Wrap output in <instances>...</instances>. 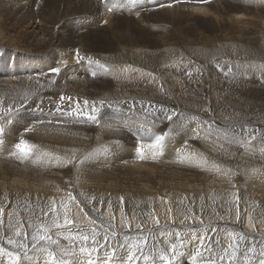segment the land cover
Here are the masks:
<instances>
[{"label":"rangeland","instance_id":"1","mask_svg":"<svg viewBox=\"0 0 264 264\" xmlns=\"http://www.w3.org/2000/svg\"><path fill=\"white\" fill-rule=\"evenodd\" d=\"M91 1L93 2L95 1V5H93L95 9L88 4V2H91ZM113 1H117V0H106V3H105L106 5H103L104 2L101 3V1H97V0H82V1L74 0L72 3L73 5L69 6V8L77 7L79 11L77 14H73L69 16L68 19L69 20L76 19L77 21L76 20L75 21L79 23V24L78 23L76 24L77 27L75 26L74 29L91 28L92 30H94L95 33L101 30L100 28L102 29L105 28L109 30L118 29V26L117 27H114V26L117 22H121V21L123 22L122 23L123 25L126 24L129 27H133V28L142 29L143 27L146 26L145 28L149 29L151 33H147L145 31H138L133 34L128 33V34H125L124 39L120 38L119 40L122 41L124 45L131 46L137 50L145 49V51L151 53L149 57L150 60L154 59L158 61L168 58V56L166 55V51L171 52V50L175 49V45L179 43V49H181L182 51V56L177 57V55L174 54L176 58H173L171 54L170 56H172V59L170 60L173 62V65H177L178 67L186 64L185 68L181 70V72L184 74L179 76V72L169 67L167 69H163L162 72L154 74L158 78V83L157 84L153 83L154 86L152 85L149 86L151 87L150 89L148 87V84L145 85V81H144L142 83L138 82L135 84L121 82L120 83L121 87L119 85H116V88L118 86L120 90L118 92L115 90L116 95H115V91H112L113 89L108 91L106 89L102 90L101 88L100 90V86L98 85H97V87H99L98 90L89 91L88 88L90 87L89 86L90 83L91 84L93 83L96 85L95 81L97 77H99V73H97V71H91L90 68L99 67L100 69H102V72L103 71L106 72L109 69V67L106 66L105 64L96 61L95 57L109 56V55L111 56L113 53H115V51H113L112 49L113 48V45H111L112 41L109 39L111 37L110 34L108 36L107 35L99 36L102 40L104 39L105 41V44L101 49H90L87 46H81L80 49L77 48L78 50H80V53L77 55H74L76 56L77 59L75 58L72 60L70 56L68 55L69 54L68 51H67L68 53L67 54L64 49L62 50L59 47H57L58 49L55 48L57 54L50 53L46 57H43L42 59L41 57H37V56H34L33 54H30L31 52L25 53L24 51H22V53H24L22 54L20 50L19 51L15 50L13 54H16V56L21 54L26 57L22 60V62H20L16 66L14 63L15 56H13L14 59L13 57H11L10 60L8 59L6 60L5 59L6 56L4 55L3 51H0L1 52L0 61L2 60L0 62V78L4 76V78L7 79V81L8 80L11 81L10 78L12 79V81L14 79H15L14 81L19 80V83L21 86L24 84L22 87L26 86L27 84V86L29 87L31 86L30 91H34L36 88V90L39 91V93L41 94L39 95L38 93V95L34 96L35 98L28 99L24 104H22L18 108H15V105H12V102L10 104L8 102L4 104L0 100V105H2V107L0 106L1 108L0 111H2V108L4 109V107L7 109V113L4 115V118L9 119L14 116H20L21 114L23 115L25 113L29 115H34V116L38 114V115H42L45 117L48 116V118H51L55 115L53 112H51V109L53 107L52 103L54 104L58 103L57 104L58 106L55 104L56 105L55 107L57 109L60 108L59 110H64L67 106L75 105L78 109L80 108L79 110H82V112L87 111L88 114L85 113L86 115H83L81 113L83 116L81 118L83 119L80 118L81 119L80 122L82 121L87 124H91V121H89L90 119L88 118L89 117L88 115L90 116L93 115L96 120H98V118H101V117H103L102 119H108L110 115L112 116L114 115L113 117H114V120H116V122H128V123L134 122L138 126H143L145 128L147 127L148 129L147 133H150L151 131H153V129L154 130L159 129L162 133L166 132V134L160 135V136H163L161 143L157 144L155 139L146 142V143H150V145L146 148L148 151H150V149L152 148V145H155L156 147H161L163 150V152L160 155H154L153 162L150 160L143 161L142 159H139V158L127 156L129 157L128 158L129 160H135V161H132V164L133 165L137 164L138 165L137 169L145 170V171H148L151 169L163 171V170H166V168H172L175 170L177 168L176 166L178 167L180 166L179 160L178 162L175 163L176 159L168 158L167 155L177 154L179 155V157L181 156L182 158V157H185L183 155L189 151H196V152L200 151L206 154L207 152L202 151L200 148L203 147L204 149L206 148L205 146H208V144L210 143H211L210 145L214 144L215 146H217V147H215L214 145H213L214 147L212 146L215 149H217L218 147H219L218 149H222V148L227 149L230 146L232 149H234L237 144L242 146V142H244V141H240L242 139V140H246L242 146L244 149L246 147L249 148V146L252 149H254L255 147L250 143V140H248L250 139L251 133L250 132L248 133L246 131H241L240 129L244 130L252 126L254 129L256 128L255 129L256 131H260L264 134V122H263L264 119H259L261 118L259 114L260 109H261V105H259L260 104L259 97H261V95H264V89H263L264 88V76H262L259 73L258 75H256L257 73L253 72V75L251 77L243 79L238 87L235 86V82L233 79L225 78V77L221 78V81L223 82V84H225L224 86L225 91L224 92H220L221 90L218 91L220 92L219 96L214 98L213 95L211 94V90H212L213 85L220 78L217 72L214 70V66L219 62H228L229 60L227 59L231 60L232 55H229V54H223V56L217 55L216 57L218 59L212 57L213 51L208 46V44L205 45L204 40H205V35H208L210 37H215V34L213 32L214 30L213 25L216 23H219V24L224 23L225 29H228L227 33L231 35L232 28H229L230 26L229 23H226L223 20L227 17L226 19H229L230 20L229 22H231L230 18L233 15V13L236 11H237L236 13H238V16L241 17V20H245L248 26V29L249 28H253L254 30L258 29L257 27H260V25H264L263 23L264 13L261 11V8H260L264 6V0H249L246 2L247 4L241 2L240 0H219V1L212 0L210 4L215 2V5L213 7L208 8L207 11L211 15H213V17L209 19L208 14H206V16H204L205 19L191 18V19L179 21L178 23L179 32H181V34L179 33V39L172 38V31L177 29L175 25L164 23V22H157V18L164 14H156V15L150 16L149 10L145 8H144L145 10H137L136 12H131V14H129L126 17H121L119 21H111L109 23H106L105 20L102 19L103 16L101 12L99 11L102 9L105 13H107L106 9H111L112 7L105 8V6L111 5ZM34 2H35L34 3L35 6L32 9V13L34 16V24L36 28H39L40 34L42 35L41 38H43L44 40H47L48 39L47 34L41 28V24H46L47 26L51 27V23L53 22L52 17L55 13L53 10H51V6L46 3V0H35ZM181 3H185V2L178 1L176 3H171L170 5H167V7H171L177 4V6H179V9L175 12V14L178 17H179V14H184V15L189 14L192 11V5L189 3H186V4H181ZM165 6L166 5H162L159 7H153L151 9L152 10L161 9ZM111 11H112L111 14L110 13H107V14L113 15L114 13L113 8ZM85 18L87 19L85 20ZM235 20L236 18H234V22L237 21ZM93 21L100 22V24L97 26L93 25L94 24ZM131 21H135V23H132ZM137 21H139V23ZM8 25H9V22H5V20L0 22V42L4 44H12L14 46H17V43L15 42L14 37L2 35V33L7 32ZM156 25H159L160 27ZM182 25L188 27L191 31H195L197 35H195L194 37L188 36L181 30ZM155 30L156 31L162 30V31H167V32L155 34ZM18 32L19 34H21V30H19ZM85 32H86L85 30L78 31L76 34H78L79 37L78 35H76L75 40L81 39V36H82L81 34H84ZM257 33L258 31H255L254 35H249V38L253 39L257 35ZM168 37L172 39L169 40ZM235 37H236V34H235ZM235 39L238 40L237 37ZM185 48L191 51H194V50L201 51V52L206 51L211 56V59H207V62H205V59H204L205 57L203 58L197 57L192 60L187 55V51ZM237 48L240 49V46H237ZM58 54H60L61 56ZM199 55L201 56V54ZM57 56L59 59L57 58ZM34 58H37V59H34ZM48 58H50V60ZM68 59L70 60V62ZM26 60L28 62H26ZM234 60H238V59L234 57ZM37 63H39V66ZM43 65L44 67H42ZM46 65H48L49 67L51 66L53 68L51 69L50 67L48 71L46 70L45 72H43L44 68L47 67ZM159 66H160V63H157V67ZM187 66H191V70ZM83 67L85 70L82 69ZM140 67L148 69L151 72L158 69V68L149 69L143 57H141V60H140ZM61 68H62V71H60ZM145 69L135 67L134 72L137 75L135 79H137L138 81L143 80L141 78L142 73L149 74V71H146ZM188 70L190 71L188 72ZM261 70L264 71V69H261ZM79 71H81L82 73L80 74ZM76 72H79V73H76ZM87 72L88 73L90 72V73L88 74ZM47 73L50 74V76ZM93 73L97 74V76L93 75ZM228 74H230L229 76L231 77H237V76L244 77V75H242L239 72H229ZM35 75L37 76L35 77ZM20 76L21 78H19ZM26 76L27 78L25 79ZM31 76L32 77L34 76L33 78L35 79V82H32L34 81V79ZM22 77L24 79H22ZM48 77H50L51 80L52 79L53 80L52 81L49 80V82L47 83L44 82L43 79H49ZM61 77H63V79ZM82 77H83V80H82ZM256 78L263 79L261 87L256 88V85L258 84V81L256 80ZM66 79H69V80H66ZM20 80L23 83H21ZM36 80H40V84L38 86L36 84ZM31 82L32 84L35 83L37 87H35V84H33L34 85L33 87ZM65 82L66 83L68 82V83L66 84ZM74 82L75 83L77 82V83L75 84ZM114 83L119 84V82L117 81H114ZM61 84L63 85V87L61 86ZM77 84L80 86L79 89H81L84 95L81 93L75 94V92L72 90ZM122 84H124L125 86L123 85L124 86L123 87ZM242 84H245L246 86L245 85L241 86ZM48 85L50 88L48 87ZM57 85L62 89L58 90L59 88ZM219 85L222 86V83H220ZM27 86H26V89L28 88L29 90V87ZM52 86H55V87L57 86V87L56 88L54 87L55 89H53L51 88ZM230 86H232L231 90L228 89ZM109 87L112 88L111 84ZM42 89L47 90V91L49 89L48 94L45 95L47 91H44ZM145 89H148L149 92L154 93V97L153 98L151 97L150 99L151 101L148 100V98H150L147 95L149 92L146 93ZM52 91L54 94L52 93ZM102 91L104 95L105 94L107 95L111 92L109 94L110 99H108V101L105 99L107 97L109 98V96L105 95L104 97ZM136 91L137 93L144 92L143 94L147 96L144 95L145 96L144 97L142 96L143 94L141 95V93L140 94L138 93V95H141L143 98L140 96L138 97ZM231 92H239V93H237L236 96H233L232 95L233 93L230 94ZM57 93L58 94L61 93L60 96ZM62 94L63 96L64 95L65 96L63 97ZM69 94L70 95L73 94V95L70 96ZM113 94H114V97H113ZM131 94H134V97L132 98L129 97V96H132ZM102 95L105 99L102 97ZM46 96L47 98L48 97L49 98L46 100V103H45ZM98 96L100 99H98ZM172 97L174 100L172 99ZM36 98H40L41 100L43 99L44 100L43 101L40 100L41 102H39L38 99ZM52 98L54 99L52 100ZM146 98H147V101H145ZM143 99L144 101H142ZM230 99H232L231 102L235 101L232 112L231 110H228L226 106L227 102H229ZM118 100L121 102H119ZM126 100L128 101V103ZM49 101L50 102L54 101V102H51V104H49L50 103ZM37 102L39 103V105ZM42 102L44 104H42ZM34 103L36 104L35 106H34ZM93 104H95L96 106ZM145 104L146 106L144 107ZM40 105H41V109H38L40 108ZM218 105L219 106L221 105L222 106L221 108L223 110L221 108L218 109L219 107ZM133 108L135 111L133 110ZM23 109L24 111H22ZM47 109L49 110V113H47L48 112ZM196 109H198L199 112H197ZM18 110H20L22 113L20 112L17 113ZM254 114L256 116H259V118L256 117ZM169 115H171V119L177 118V119L189 122L190 128L191 129L194 128L197 134H201V132L199 131H200V128H203V132H204L203 137L201 138L199 137L200 140L198 139L197 140H186L183 142L180 141V143L178 140L174 141L170 137L168 138V135L172 136L174 134V131L172 130V127L170 128L163 127V117H168ZM210 117L213 118V120L210 119ZM218 119L221 122H223V124L220 123ZM207 120H209L210 126L205 122ZM210 120L212 121V123ZM34 121L35 119H31V122H34ZM70 122H72V120H70ZM214 122L216 123L217 128ZM217 122L219 124H217ZM203 123H206V124H203ZM225 123L226 125H224ZM213 125L215 126V130H214ZM224 126H226L227 128H225ZM238 126L241 128L238 129ZM218 127H221V128L223 127V128L221 129ZM233 127L234 129H232ZM0 128L4 130V127L1 121H0ZM1 133L2 132H0V135ZM165 135H167V137H165ZM118 136H121V137H118ZM114 137L117 138L118 140H116ZM122 137L123 136L121 134L120 135L113 134V138H111L108 142L99 143L98 144L99 147L98 146L96 148L92 147L93 149L91 148L87 150L86 155L83 158L85 159V161L83 160L81 161V163L78 162V158L76 157H75V161H68V164H75V165L79 164L80 167H82L81 164L84 166L87 164L85 167L87 169L85 170L87 171L89 169L88 170L89 174L86 177L79 173L85 170H79V171L78 169L77 170L71 169L70 171L67 170L69 173H67L66 170H63L62 172V170H54V169L52 170L43 169L44 170L43 171L42 168L41 169L40 167L35 168V166L25 168L23 167V164H22L24 162L16 163V162L10 161L9 164L8 163L5 164V162H8V161H6L5 159H3L4 161L2 160L4 162L2 163L3 167H5L6 165L7 166L10 165L11 168L14 169L15 171L27 172L28 173L27 177H29L30 173L31 174L42 173V175L45 176L44 177L45 179H50V178L54 179L52 181H54L55 183L53 182L54 184L52 185V187L55 186L54 188L55 190H51L47 194H44L41 197L39 196L38 193H36L37 195L24 193L12 201L7 198H4V195L0 196V249L3 250V251H0V264H9V257L6 255V253L8 252L14 253L16 256L19 257L17 264H60V262H67V264H179V263L192 264V263L184 262V258L186 256H188L187 261L193 260V262L197 261L198 259L201 262V258L203 257L202 262L200 264H261V261H264V201H260L262 198L258 196V190L260 188L261 189L259 191H264V181H263L264 177L260 176L261 178V179L259 178L260 181L258 180V182L255 183L258 188H256L251 183L245 185L247 187V189L245 190L246 197L244 196L242 197L241 190L244 187L236 188V189L228 188V183L232 178L230 176L220 177L219 174H216L219 177L214 178L215 179L214 181H208L207 183H205L203 187L200 188L199 193L182 194L181 192H179L180 191L179 187H177L174 184L168 183L172 179L173 174L162 175L159 177H155V182L152 181L151 183L147 185V186L152 185L153 187L158 189L157 195L150 196V198H152V202H149V201L144 202L143 198H141V201H140L138 196L132 199L129 191L127 190H129L128 188L130 185L132 186L140 185L142 183L143 176H141V174L133 173L132 168L127 169V167L129 166L128 164H130V162L129 163L127 162V159H126L127 157L125 155L124 157L123 156L121 157L120 155L121 154L120 144L122 145V142H120V140H122ZM259 137H262V136H259ZM259 137L254 136V138H259ZM127 138H133V137H127ZM178 138L183 139L182 137H178ZM133 139H130V140L132 141L138 140V138L136 137H134ZM212 140L214 141L213 143H212ZM169 141H170V144H169ZM202 141L204 142L202 143ZM109 143L113 145L114 147L116 146V148L110 149ZM230 143L233 145H231ZM202 144L204 146H202ZM16 145L17 144L11 146L8 149V151H10L11 153H14V150L20 151L19 149L16 148ZM169 145L172 147L175 146V148H172ZM187 145H191L192 147L187 146ZM140 148L141 147H137L135 149H140ZM236 148H239V147H236ZM228 149L230 150V148ZM252 149L249 148L248 150H252ZM92 150L93 152H91ZM116 151H118V153ZM182 153L183 155H181ZM131 154H132V151H131ZM17 155H24V154L19 153ZM149 155L150 153L147 155H140V156H149ZM159 156L161 158H158ZM205 156H206V160H203L202 165L205 164L207 166L209 165L210 167V163H211V161L209 160L210 156L208 157L207 154ZM87 157L89 161L87 160ZM116 157L117 159L115 160L114 158ZM247 158L248 159L250 158L249 155L247 156ZM66 159L67 158L63 160H66ZM118 159H120L121 162H123L121 159L123 160L125 159V160L122 164ZM158 159H161V160L157 161ZM263 159H264V153H263ZM14 160L17 161L16 159ZM105 161L106 162L111 161V162L110 163L108 162L109 164L108 163L105 164L104 163ZM155 161H156V164L158 163L157 166L156 164L154 165ZM97 162L99 166L97 165ZM116 163H118L119 165L118 164H117L118 166L115 165ZM126 163L128 164L126 165ZM263 163L262 165L264 166ZM101 166L104 167L102 170H101L102 168ZM106 166L108 169L106 168ZM109 166H112V167H109ZM120 166H121V169L119 168ZM89 167L94 168V171L93 169H90ZM109 168L110 169L113 168V170L111 171L109 170ZM219 168H221L222 172L224 170L229 171L230 169H233L232 167L227 168V169L226 168L222 169L221 165ZM29 170L32 172H30ZM259 170H263V169L260 167ZM76 172H77V175H75ZM95 172L97 174H95ZM179 172L182 173L181 171H178L176 173V176H179ZM190 172L192 173V171ZM73 174L75 176H73ZM65 175H67L66 178H65ZM201 175L207 176L208 174L207 172L206 173L201 172ZM69 177L70 179H67ZM187 178L189 179L192 177H187ZM1 180H4V179L0 175V181ZM62 180L64 182H62ZM78 181L88 182V186L90 187L86 188L85 194H82L81 190L79 189V186L76 184V182ZM96 182L100 184L102 183L101 185H103V187L106 186L105 188H101V191L102 190L103 191L102 192L100 191V193L98 192V189L95 188V186L91 187V185H95ZM180 182L181 183L183 182L182 178ZM65 184H70V188H66ZM106 184H108L109 186H107ZM60 185L61 186L63 185V187L66 188L67 192L65 191V189L61 190V188L63 187H61ZM108 187L109 188L111 187V189H108ZM169 187L173 189H170ZM64 192H66V194ZM51 193H52L51 198L57 197V199L56 200L51 199L50 201L45 203L44 199L46 198V196L50 195ZM161 193L163 194V196ZM230 193H234L236 196L238 195L237 198H234V199L230 198L229 196ZM68 194L71 196L69 197ZM126 194H127L126 196L127 198L125 197ZM158 196L164 197V199L166 200V206L168 204L166 209L162 210L161 213L164 214V216L169 215V217H167V219L165 220H162L163 221L162 224L156 221H150V219H148V217L150 216H155L154 214L155 210L148 209L147 206L149 208L153 207L154 209V205H155L154 199H157ZM70 198H71V202L73 203L74 201L77 204V206L80 208V211H82L80 212V215H81L80 219L85 221V223L82 225L80 224L76 226L77 223H74L75 219L72 217L73 212L71 211L73 209V206H72L73 204L69 202L66 203L68 200H70ZM111 198H113L115 202H113V199ZM178 198H179V201H178ZM16 201L18 202L20 201V204L18 202L16 203ZM132 201L135 203H133ZM127 202H131V204L133 205L135 204L138 206H135L134 208H129L127 206ZM221 202L224 205H222ZM93 203L95 204V206L97 205L96 206L98 210L97 212H100L101 214L104 213V214L100 216H96L93 211L96 209V207L94 206ZM164 207L165 206H163V208ZM113 208H116V209H113ZM121 210L123 211V219L120 217L121 218L120 220L118 216L116 215V213L120 214L118 212ZM232 210L234 213L233 216L231 213ZM179 213L181 214L184 213L185 216L182 215V217L179 218ZM225 213H229L230 214L229 218L233 220L230 221L226 219L227 217L226 215H224ZM131 217L132 218L134 217V218L132 219ZM244 217H248V220H250V222L253 224V228L245 229V227L243 226ZM174 218L176 220H179V222L174 221L175 220ZM107 220H109L110 222H113L112 225L116 229L115 231H113L111 227L107 224ZM121 222H123L122 224H124L125 226H123ZM96 224L97 226H94ZM198 224H201V226H198ZM129 227L131 228V231ZM159 227H160V230H159ZM97 230L99 231L102 230V231L98 233ZM85 237H87V239H85ZM9 241H12V243H9ZM81 249H84V251H81ZM175 251H176V254H175ZM85 254H88V255H85ZM200 254L202 255L200 256ZM129 257H131V259H129Z\"/></svg>","mask_w":264,"mask_h":264},{"label":"bare ground","instance_id":"2","mask_svg":"<svg viewBox=\"0 0 264 264\" xmlns=\"http://www.w3.org/2000/svg\"><path fill=\"white\" fill-rule=\"evenodd\" d=\"M35 0H0V22L4 21L5 22H9V25L7 26V32L2 33L3 36H9V37H14L15 38V42L17 43V46H14L12 44H4L2 42H0V51H3L4 55L6 56V60H10L11 57L15 56L14 59V63L17 66L20 62H22V60L24 58H26L23 55H17L13 54L15 50H20L21 53L22 51H24L25 53H30L33 54L34 56L37 57H41V59L43 57H46L48 54H55L56 50L55 48L59 47L60 49H64L67 53L68 51V55L70 56L71 60L75 59L76 56L80 53V47L81 46H87L90 49H101L104 44L105 41L104 39L102 40L99 36L101 35H111V37L109 38L112 42L111 45H113V51H115V53H113L111 56H101V57H95L96 61L101 62L103 64H105L106 66L109 67V69L106 72H102V69H100L99 67H91V71H97V73H99V77H97L95 84H91L90 83V87L88 88L89 91H93V90H98L100 86V90L102 88V90L106 89L108 91H110L111 89H113L112 91H120L118 86L116 88V85H119L121 87V82H126L129 84H135V83H142L145 81V85L148 84L149 86H154V84L158 83V78L156 75L159 72H162L163 69H167V68H171L174 69L175 71L179 72V76L184 74L181 72L182 69L185 68V65H181V66H177V65H173V62L170 60L173 58H176L174 56V54L177 55V57H181L182 56V51L181 49H179V43H177L175 45V49L171 50V52H167L166 51V55L168 56V58L164 59V60H154V59H149L150 57V52L145 51V49H135L131 46H127L124 45L122 41H120L119 39H124L125 34H133L135 32L138 31H145L147 33H151L149 31V29H146L145 27H143L142 29H138V28H133V27H129L126 24H122L123 22H117L115 24L114 27L118 26V29H105V28H100L101 30H99L97 33L94 32V30H92L91 28H83V29H74L76 24L78 22H76L75 20H69L68 17L73 15V14H77L78 13V8L77 7H72L69 8V6L73 5V1L74 0H46V3L49 4L51 6V10L54 11V15L52 17V23H51V27L47 26L46 24H41V28L43 29L44 32H46L48 39L44 40L42 37V35L40 34L39 28H36L35 24H34V16L32 13V9L35 6L34 2ZM82 1V0H81ZM100 1V0H97ZM178 1H186V3H188L189 0H117V1H113V3L111 5H107L105 6V8H113V15H109L107 13H105L102 9L99 11L101 12L103 18L105 20L106 23H109L111 21H119L121 19V17H126L129 14H131V12H136L137 10H145L148 9L150 16L156 15V14H164L160 17L157 18V22H164V23H169V24H173L177 27V29L172 31V38H176L179 39V33L181 34V32H179V26L178 23L181 20H186V19H191V18H200V19H205L204 16H206V14H208V18H212L213 15H211L207 9L210 7H213L215 5L214 3L210 2L206 5L203 6H195L192 5V11L187 14H179V17L175 14V12L179 9V6L174 5L171 7H167V5H170L171 3H176ZM196 1H204V0H196ZM219 1V0H218ZM243 3H246L249 0H240ZM84 2V1H83ZM77 3V2H76ZM100 3V2H99ZM142 3V5H141ZM37 4V3H36ZM88 4L93 7L95 9V7L93 5H95V1H91L88 2ZM247 4V3H246ZM245 4V5H246ZM162 5H166L165 7L161 8V9H156V10H152L151 8L153 7H159ZM244 5V4H243ZM101 6V5H100ZM142 6V7H141ZM195 6V7H194ZM234 7V6H233ZM264 6L260 7L261 11L264 13ZM145 8V9H144ZM215 9V8H214ZM256 9V8H255ZM222 10V9H221ZM225 11V10H223ZM227 12V11H226ZM233 12V10H232ZM237 12V11H236ZM234 12L233 15L231 16V22H229V19H224L223 21H225L226 23H229V28H232V34L229 35L227 33L228 29H225V24L224 23H216L213 25V32L215 34V37H210L208 35H205V40L204 43L205 45L208 44V46L212 49L213 53H212V57L217 58V55H222L223 54H229L232 55L231 56V60H229L228 62H219V63H215L216 65L214 66V70L217 72V74L219 75V80L213 85L212 90H211V94L213 95V97H217L219 96L220 92H224L225 91V84H223V82L221 81V78H231L234 80L235 82V86L238 87L239 84L242 82L243 79H246L248 77H251L253 75V72H256L258 75L261 74L262 76H264V71H262L261 69H264V25H260V27H257L258 29L254 30L253 28H249L245 22V20H241V17L238 16V13ZM90 14V13H89ZM227 14V13H226ZM89 16V15H88ZM227 16V15H226ZM80 17V16H79ZM85 17V15H84ZM82 18V17H81ZM229 18V17H228ZM234 18H236V22H234ZM87 18H85L86 20ZM91 19V18H90ZM89 19V20H90ZM98 19V18H97ZM146 20V19H145ZM255 20V18H254ZM81 21V20H80ZM141 21V20H140ZM94 24L93 25H99L100 22H95L93 21ZM92 22V23H93ZM132 23H135V21H131ZM139 23V21H137ZM142 22V21H141ZM250 22V21H249ZM248 22V23H249ZM260 22V21H258ZM86 23V22H85ZM103 23V22H102ZM148 23V22H147ZM153 23V22H152ZM232 23V24H230ZM251 23V22H250ZM257 23V22H255ZM264 23V22H263ZM79 24V23H78ZM82 24V23H81ZM89 24V23H88ZM91 24V23H90ZM104 24V23H103ZM262 24V23H261ZM143 25V24H142ZM146 25V24H145ZM150 25V23H149ZM251 25V24H250ZM258 25V24H257ZM83 26V25H82ZM159 26V25H156ZM163 26V25H162ZM165 26V25H164ZM252 26V25H251ZM259 26V25H258ZM77 27V26H76ZM85 27V26H84ZM88 27V26H87ZM151 27V26H150ZM160 27V26H159ZM256 27V26H255ZM19 30H21V34H19ZM85 30L86 32L84 34H81V39L79 40H75L76 39V34L78 31H82ZM181 30L187 34L188 36L194 37L195 35H197V33L195 31H191L188 27L186 26H181ZM255 31H258L257 35L253 38L250 39L249 35H254ZM167 31H156L155 30V34L158 33H166ZM83 33V32H82ZM235 34L236 37L238 38L235 39ZM79 37V35H78ZM204 37V35H203ZM169 38V37H168ZM172 38H169V40H171ZM96 44V45H95ZM98 45V46H97ZM21 46V47H19ZM237 46H240V49L237 48ZM78 48V49H77ZM58 49V48H57ZM187 51V55L193 60L194 58L197 57H205V62H207V59H211V56L209 55L208 52L206 51H191L187 48H185ZM64 52V51H63ZM1 53V52H0ZM83 53V52H82ZM24 54V53H22ZM57 54V53H56ZM66 54V55H67ZM172 54V56H170ZM201 54V56L199 55ZM60 55V54H58ZM61 56V55H60ZM68 56V57H69ZM63 57V56H62ZM89 57V56H88ZM141 57H143L145 59V62L147 63V66L149 69H154V68H158L155 71H150L148 69H145L143 67H140V60ZM234 57H236L238 60H234ZM58 58V56H57ZM64 58V57H63ZM80 58V56H79ZM85 58V57H84ZM220 58V57H219ZM223 58V57H222ZM226 58V57H225ZM37 59V58H34ZM50 60V58H48ZM59 59V58H58ZM66 59V58H65ZM77 59V58H76ZM86 59V58H85ZM218 59V58H217ZM67 60V59H66ZM69 60V59H68ZM2 61V60H1ZM0 61V62H1ZM5 61V60H4ZM34 61V60H33ZM38 61V60H37ZM36 61V62H37ZM47 61V60H46ZM60 61V60H59ZM82 61V60H81ZM26 62H28L26 60ZM30 62V61H29ZM49 62V61H48ZM61 62V61H60ZM70 62V60H69ZM42 63V62H41ZM44 63V62H43ZM51 63V62H50ZM67 63V62H66ZM74 63V62H73ZM157 63H160V66L157 67ZM25 64V62H24ZM39 66V63H37ZM53 64V63H52ZM68 64V63H67ZM191 64V63H190ZM28 65V64H27ZM34 65V64H33ZM55 65V64H54ZM47 67L44 68L43 72H45L46 70L48 71V69H50V67L48 65H46ZM79 66V65H78ZM85 66V65H84ZM203 66V65H202ZM35 67V66H34ZM41 67V66H40ZM44 67V65L42 66ZM41 67V68H42ZM81 67V66H80ZM142 68L145 69L146 71H149V74H144L142 73L141 78L143 80H137L136 78V74L134 72V68ZM190 68L191 70V66H187ZM204 67V66H203ZM29 68V67H28ZM31 68V66H30ZM53 67H51L52 69ZM60 68V67H59ZM69 68V66H68ZM71 68V66H70ZM26 69V68H25ZM24 69V70H25ZM33 69V68H32ZM73 69V67H72ZM84 69V67L82 68ZM89 69V68H88ZM194 69V68H193ZM10 70V69H9ZM18 70V69H17ZM22 70V69H21ZM36 70V69H35ZM40 70V69H39ZM38 70V71H39ZM69 70V69H68ZM81 70V69H80ZM85 70V69H84ZM188 70V72L190 71ZM16 71V70H15ZM20 71V70H19ZM62 71V68L61 70ZM59 71V72H60ZM76 71V70H74ZM73 71V72H74ZM87 71V70H86ZM11 72V71H10ZM21 72V71H20ZM26 72V71H25ZM31 72V71H30ZM33 72V71H32ZM36 72V71H35ZM34 72V73H35ZM80 74L82 73L81 71H79ZM76 72V73H79ZM187 72V73H188ZM192 72V71H191ZM195 72V71H193ZM229 72H239L242 75H244V77H231L229 76L230 74H228ZM14 73V72H13ZM55 73V72H54ZM68 73V72H67ZM72 73V72H71ZM70 73V75H71ZM88 73V72H87ZM90 73V72H89ZM88 73V74H89ZM147 73V72H146ZM199 73V72H198ZM12 74V73H11ZM16 74V73H15ZM21 74V73H20ZM26 74V73H25ZM36 74V73H35ZM48 74V73H47ZM66 74V73H65ZM64 74V75H65ZM69 74V73H68ZM73 74V73H72ZM101 74V75H100ZM178 74V73H176ZM32 75V74H31ZM38 75V74H37ZM35 75V77L37 76ZM50 76V74H48ZM47 75V76H48ZM63 75V76H64ZM75 75V74H74ZM87 75V74H85ZM97 76V74H95ZM189 75V74H188ZM255 75V76H256ZM73 76V75H72ZM77 76V75H76ZM90 76V75H89ZM88 76V77H89ZM93 76V75H92ZM168 76V75H167ZM166 76V77H167ZM187 76V75H186ZM261 76V77H262ZM24 77V76H23ZM22 77V79H24ZM32 77V76H31ZM34 77V76H33ZM32 77V78H33ZM52 77V75H51ZM54 77V76H53ZM60 77V76H59ZM71 77V76H70ZM78 77V76H77ZM85 77V76H84ZM91 77V76H90ZM89 77V78H90ZM18 78V77H16ZM21 78V76L19 77ZM27 78V76L25 77V79ZM49 79H43L44 82H49V80H51L50 77H48ZM58 78V77H57ZM63 79V77H61ZM68 78V77H67ZM73 78V77H72ZM87 78V76H86ZM85 78V79H86ZM88 78V79H89ZM165 78V77H164ZM34 79V78H33ZM32 79V80H33ZM39 79V78H38ZM193 79V78H192ZM195 79V78H194ZM11 81H7V79L4 78V76L2 78H0V100L5 104V103H11L12 105H15V108L20 107L22 104H24L28 99H33L35 98L34 96L38 95L39 91L35 90L34 91H30L31 86H26L29 87L26 89V86L22 87L18 81H12V79L10 78ZM31 80V79H29ZM28 80V81H29ZM53 80V79H52ZM51 80V81H52ZM58 80V79H57ZM56 80V81H57ZM60 80V79H59ZM69 80V79H66ZM73 80V79H72ZM83 80V77H82ZM87 80V79H86ZM256 80L258 81V84L256 85L257 87H261L262 85V81L263 79L260 78H256ZM21 81V80H20ZM26 81V80H25ZM55 81V82H56ZM71 81V80H70ZM75 81V80H74ZM114 81L119 82V84H115ZM147 81V82H146ZM231 81V80H230ZM35 82V79L34 81ZM31 82V84H32ZM60 82V81H59ZM58 82V84H59ZM64 82V81H63ZM82 82V81H80ZM84 82V81H83ZM93 82V80H92ZM248 82V80H247ZM21 83H23L21 81ZM45 83V84H46ZM53 83V82H52ZM62 83V82H61ZM66 83V82H65ZM68 83V82H67ZM66 83V84H67ZM75 83V82H74ZM73 83V84H74ZM77 83V82H76ZM75 83V84H76ZM222 83V86H220L219 84ZM245 83V82H244ZM35 84V83H33ZM32 84V86L34 87V85ZM36 84L37 86L40 84V80H36ZM35 84V87H37ZM44 84V85H45ZM56 84V83H55ZM54 84V85H55ZM111 84L112 88L109 87ZM247 84V83H246ZM42 85V84H41ZM43 85V87H44ZM69 85V84H68ZM124 84H122L123 86ZM245 84H242L241 86H244ZM250 85V84H249ZM46 86V85H45ZM58 86V85H57ZM56 86V87H57ZM61 86L63 87V85L61 84ZM86 86V85H84ZM83 86V87H84ZM125 86V85H124ZM123 86V87H124ZM140 86V85H138ZM246 86V85H245ZM47 87V86H46ZM49 87V85H48ZM55 86H52L51 88H54ZM115 87V88H114ZM122 87V88H123ZM131 87V86H130ZM147 87V86H146ZM50 88V87H49ZM58 90L62 89L58 86ZM80 86L77 84L75 85V87L72 89L75 94H83L84 93L81 91V89H79ZM82 88V87H81ZM127 88V86H126ZM151 87H149L150 89ZM41 89V88H40ZM84 89V88H83ZM124 89V88H123ZM135 89V88H134ZM133 89V90H134ZM137 89V88H136ZM141 89V88H140ZM154 89V88H153ZM229 90L232 89V86H230L228 88ZM264 89V88H263ZM39 90V88H38ZM44 90V89H42ZM126 90V89H125ZM129 90V89H128ZM144 90V89H143ZM146 93L149 92L148 89H145ZM155 90V89H154ZM221 90V91H220ZM47 91V90H44ZM49 91V89H48ZM48 91L45 95L48 94ZM116 91H115V95H116ZM135 91V90H134ZM138 91V90H137ZM136 91V93H137ZM220 91V92H218ZM242 91V90H241ZM42 92V91H41ZM98 92V91H97ZM106 92V91H105ZM227 92V91H226ZM53 93V91H52ZM71 93V92H70ZM73 93V92H72ZM88 93V92H87ZM103 93V91H102ZM111 93V92H110ZM109 93V94H110ZM114 93V92H113ZM135 93V92H133ZM139 93V92H138ZM137 93V95H138ZM141 93V92H140ZM139 93V94H140ZM144 92L141 93V95ZM233 93V94H232ZM237 93L239 92H231L230 94H232L233 96H236ZM51 94V92H50ZM54 94V93H53ZM58 94V93H57ZM61 94V93H60ZM60 94H58L60 96ZM74 94V93H73ZM71 94V95H73ZM92 94V93H91ZM96 94V93H95ZM100 94V93H99ZM109 94H105L106 96H109ZM121 94V93H120ZM127 94V93H126ZM39 95H41L39 93ZM57 95V96H58ZM70 95V94H69ZM70 95V96H71ZM88 95V94H87ZM97 95V94H96ZM101 95V94H100ZM104 95V93H103ZM102 95V97H103ZM104 95V97H105ZM124 95V94H123ZM132 96L129 97H134V94H131ZM138 95V97H142L145 94H143L142 96ZM148 100L151 99V97H154V93L149 92L148 94ZM145 95V96H147ZM226 95V94H225ZM49 96V95H48ZM52 96V95H50ZM58 96V97H59ZM63 96V94H62ZM65 96V95H64ZM63 96V97H64ZM75 96V95H74ZM112 96V95H111ZM119 96V95H118ZM121 96V95H120ZM144 96V97H145ZM221 96V95H220ZM55 97V95H54ZM67 97V96H66ZM92 97V96H90ZM101 97V98H102ZM103 97V98H104ZM114 97V94H113ZM123 97V96H122ZM210 97V96H209ZM212 97V98H213ZM230 97V96H228ZM239 97V96H237ZM41 98V97H40ZM40 98H36L38 99L39 102L43 101ZM49 98V97H48ZM46 96L45 99V103L46 100L48 99ZM60 98V97H59ZM75 98V97H74ZM89 98V97H88ZM118 98V97H117ZM143 98V97H142ZM181 98V97H180ZM260 98V104L261 105V109H260V116L261 118H259V116H255L258 117L259 119H264V95H261ZM35 99V100H36ZM54 98H52L53 100ZM62 99V97H61ZM69 99V98H68ZM73 99V98H72ZM70 99V100H72ZM86 99V98H85ZM93 99V98H92ZM98 99L99 96H98ZM105 99V98H104ZM108 99H110L107 97L105 100L108 101ZM122 99V98H121ZM141 99V98H140ZM173 99V97H172ZM41 100V101H40ZM60 100V99H59ZM65 100V99H64ZM90 100V99H89ZM124 100V99H123ZM131 100V99H130ZM153 100V99H152ZM174 100V99H173ZM212 100V99H211ZM232 99L229 100V102H227V109L231 110V112L233 111V106L235 104V101L231 102ZM258 100V98H257ZM37 101V100H36ZM35 101V102H36ZM67 101V100H66ZM119 101V100H118ZM127 101V100H126ZM144 101V99L142 100ZM147 101V98L146 100ZM151 101V100H150ZM50 102V101H49ZM48 102V103H49ZM54 102V101H51ZM51 102L49 104H51ZM61 102V101H60ZM84 102V101H83ZM112 102V101H111ZM121 102V101H119ZM14 103V104H13ZM38 103V102H37ZM87 103V102H86ZM128 103V101H127ZM148 103V102H147ZM8 104V105H9ZM41 104V103H40ZM42 104H44L42 102ZM52 103V109L51 112H53L55 115L51 118L42 116V115H29V114H21L20 116H14L11 117L9 119L4 118V115L7 113V109L4 107V110L2 108V111H0V121L3 124L4 130L0 135V175L3 177L4 180L0 181V196L4 195V198H7L9 200H14L16 199L18 196H20L21 194L27 193V194H33V195H37L36 193L39 194V196H43L44 194H47L49 191L51 190H55V186L52 187V185L55 183L54 179H45L42 175V173H38V174H31L29 175V177H27V172L24 171H15L14 169L11 168L10 165H6L5 167H3L2 163H4L3 159H5L8 162H5V164H9L10 161L12 162H16V163H22L23 167L28 168V167H34L35 168H42L46 169V170H66L67 173H69L67 170H71V169H78L79 170H85L87 168L86 165H82V167H80L79 164H68V161H75V157L78 158V162L81 163V161H85V159H83L86 155L87 150L91 149L92 147L96 148L98 146L99 143L102 142H108L111 138H113V134H121L122 140H120V142H122L121 146V157L124 155L127 157H134V158H139L144 160H150L153 162V157L154 155H160L163 150L161 147H156L155 145H152V148L150 149V151H148L146 148L150 145V143H146L147 141H151L153 139H155V136H160V135H164L166 134V132H161L159 129L151 131L150 133H147L148 129L147 127H143V126H138L136 123L132 122V123H128V122H116V120H114V115H110V117L108 119H102L98 118V120H89L91 121V124H87L84 122H80L82 114L86 115L85 113H87V111H83L79 110L75 105H70L67 106L64 110H59L57 109L55 106L58 104H54ZM63 104V103H62ZM124 104V103H123ZM130 104V103H129ZM152 104V102H151ZM155 104V103H154ZM179 104V103H178ZM214 104V103H213ZM36 104L34 103V106ZM39 105V103H38ZM46 105V104H45ZM95 105V104H93ZM116 105V104H115ZM211 105V104H210ZM246 105V104H245ZM252 105V104H251ZM255 105V103H254ZM2 107V105H0ZM7 106V104H6ZM49 106V105H48ZM47 106V107H48ZM58 106V105H57ZM96 106V105H95ZM109 106V105H107ZM146 106V104L144 105V107ZM153 106V105H152ZM208 106V105H207ZM219 106V105H218ZM43 107V106H42ZM45 107V106H44ZM46 107V108H47ZM150 107V106H149ZM222 106L220 105L218 107V109H220ZM38 108V107H36ZM151 108V107H150ZM204 108V107H203ZM208 108V107H207ZM214 108V107H213ZM252 108V107H251ZM259 108V107H257ZM1 109V108H0ZM22 109V108H21ZM30 109V108H29ZM41 109V105L40 108ZM43 109V108H42ZM139 109V108H138ZM149 109V108H148ZM190 109V108H189ZM195 109V108H194ZM205 109V108H204ZM222 109V108H221ZM226 109V110H227ZM254 109V108H253ZM256 109V108H255ZM45 110V108H44ZM48 110V109H47ZM46 110V111H47ZM103 110V109H102ZM124 110V109H123ZM134 110V108H133ZM181 110V109H180ZM223 110V109H222ZM225 110V109H224ZM24 111V109L22 110ZM39 111V110H38ZM101 111V110H100ZM106 111V110H105ZM135 111V110H134ZM188 111V110H187ZM193 111V110H192ZM197 112H199L198 109H196ZM202 111V110H201ZM214 111V110H213ZM22 113L20 110H18L17 113ZM43 112V110H42ZM94 112V111H93ZM97 112V111H96ZM109 112V111H108ZM130 112V111H129ZM140 112V111H139ZM158 112V111H157ZM161 112V111H159ZM190 112V111H189ZM195 112V111H194ZM209 112V111H208ZM207 112V113H208ZM220 112V111H218ZM24 113V112H23ZM49 113V110L48 112ZM46 113V114H47ZM82 113V114H81ZM193 113V112H192ZM191 113V114H192ZM215 113V112H214ZM81 114V115H79ZM88 114V113H87ZM94 114V113H93ZM102 114V113H101ZM133 114V113H132ZM139 114V113H138ZM137 114V115H138ZM160 114V113H159ZM164 114V113H163ZM186 114V113H185ZM201 114V113H200ZM199 114V115H200ZM205 114V113H204ZM248 114V113H247ZM246 114V115H247ZM253 114V113H252ZM16 115V114H15ZM19 115V114H18ZM92 115V114H91ZM104 115V114H103ZM106 115V114H105ZM126 115V114H125ZM136 115V116H137ZM151 115V114H150ZM198 115V116H199ZM220 115V114H219ZM51 116V115H50ZM90 116V115H88ZM93 116V115H92ZM108 116V115H107ZM166 116V115H165ZM171 116V115H169ZM168 116V117H169ZM190 116V114H189ZM193 116V115H192ZM116 117V116H115ZM163 117V116H162ZM161 117V118H162ZM168 117H163V127H167L170 128L172 127V130L174 131V134L172 136L168 135V138L170 137L172 140L174 141H186V140H200L201 137H203V128H200L201 134H197V132L193 129L190 128L189 126V122L187 121H183L180 119H169ZM221 117V116H220ZM72 118V119H71ZM81 118V119H80ZM86 118V117H85ZM89 118V117H88ZM194 118V117H193ZM203 118V116H202ZM209 118V117H208ZM31 119H35L34 122H31ZM87 119V118H86ZM201 119V118H200ZM206 119V118H205ZM210 119L213 120V118L210 117ZM215 119V118H214ZM70 120H72V122H70ZM128 120V119H127ZM158 120V118H157ZM216 120V119H215ZM219 120V119H218ZM251 120V119H250ZM84 121V120H83ZM122 121V120H121ZM211 121V120H210ZM220 121V120H219ZM263 121V120H262ZM137 122V121H136ZM209 126V120L205 121ZM251 122V121H250ZM264 122V121H263ZM159 123V122H158ZM157 123V124H158ZM197 123V122H196ZM200 123V122H199ZM203 123V124H206ZM212 123V121H211ZM215 123V122H214ZM220 123L223 124V122L220 121ZM229 123V121H228ZM232 123V122H231ZM230 123V124H231ZM240 123V122H239ZM243 123V122H242ZM252 123V122H251ZM217 124H219L217 122ZM221 124V125H222ZM241 124V123H240ZM245 124V123H244ZM155 125V124H154ZM162 125V124H161ZM212 125V124H211ZM216 125V123H215ZM226 125V123L224 124ZM243 125V124H242ZM193 126V125H191ZM197 126V125H196ZM156 127V126H155ZM161 127V126H160ZM198 127V126H197ZM201 127V125H200ZM214 130H215V126L213 125ZM225 128H227L226 126H224ZM229 127V126H228ZM243 127V126H242ZM217 128V125H216ZM221 128V127H218ZM223 128V127H222ZM221 128V129H222ZM241 127L238 126V129H240ZM164 129V128H163ZM234 129V127L232 128ZM244 129V128H243ZM256 129V128H255ZM252 126L250 128H246V132H250V133H255L254 136H262L259 138H253L250 136V143L255 147L254 149H252L250 146L249 148L252 150H248L249 148L246 147L245 149L242 147L244 142L246 140H240V141H244L242 142V146L237 144L236 147L239 148H234L232 149L231 146L228 147L230 148V150L227 148H222V149H215L213 148V145L208 144V146H205L206 148L203 149L200 148L202 151L207 152L206 154L208 155L211 163H210V167L209 165H202L203 160H206V154L202 153V152H196V151H189L186 152L184 154L185 157H179V155L174 154V155H167L168 158L171 159H176L175 163L178 162L179 160V164L180 166H176L179 169H172V168H166V170L163 171H158V170H140L137 169L138 165H133L132 161L135 160H129V157H125L127 159L126 165L128 164L129 168L127 167V169L132 168V172L135 174H141V176H143V180L142 183L140 185H130L129 186V193L130 196L132 197V199L136 198L138 196V198L141 201V198H143V201H149L152 202V198H150V196H154L158 194V189H156L155 187H153L152 185L147 186L149 183H151L152 181L155 182V177H159L162 175H169V174H173L172 175V179L168 182L171 184L176 185L177 187H179V192H181L182 194H197L200 192V188L203 187V185L205 183H207L208 181H214L216 177H219L216 174H219L220 177L221 176H230L232 177L231 180L228 183V188H242L241 190V195L242 197H246V189L247 187L245 185L251 183L253 184L256 188H258L256 186L255 183L258 182L260 176L264 177V166L262 165L264 159H263V153H264V134L260 131H256ZM197 130V129H196ZM213 130V129H212ZM211 130V131H212ZM213 130V131H214ZM226 130V129H225ZM241 131H244L242 129H240ZM259 130V129H258ZM223 131V130H222ZM228 131V130H227ZM233 131V130H232ZM225 132V131H224ZM230 132V131H229ZM220 133V132H219ZM227 133V132H226ZM231 133V132H230ZM229 133V134H230ZM170 134V133H169ZM215 134V132H214ZM240 135V134H239ZM121 137V136H118ZM127 137H136L138 138L137 141H132L130 139L133 138H127ZM163 137V136H162ZM165 137H167V135H165ZM178 137H182L183 139H180ZM200 137V138H199ZM229 137V136H228ZM233 137V136H232ZM231 137V138H232ZM115 138V137H114ZM206 138V137H205ZM235 138V137H234ZM245 138V137H244ZM116 140H118L117 138H115ZM23 140L26 142V144L28 145V147L30 148V151L28 152H21V151H16L14 150V153H11L10 151H8V149L15 145V144H19L20 141ZM134 140V139H133ZM224 140V139H223ZM239 141V142H240ZM119 142V143H120ZM172 142V141H171ZM204 141H202L203 143ZM209 142V141H208ZM214 141L212 140V143ZM161 143V142H160ZM236 143V142H235ZM118 144V143H117ZM166 144V143H165ZM170 144V141H169ZM200 144V143H199ZM231 144V143H230ZM167 145V144H166ZM173 145V144H172ZM206 145V144H205ZM217 145V144H216ZM229 145V143H228ZM233 145V144H231ZM246 145V144H245ZM17 146V145H16ZM104 146V145H102ZM101 146V147H102ZM170 146V145H169ZM187 146H191V145H187ZM202 146H204L202 144ZM213 146V147H212ZM220 146V145H219ZM226 146V145H225ZM99 147V146H98ZM106 147V146H105ZM137 147H141L140 149H135ZM172 147V146H170ZM185 147V145H184ZM192 147V146H191ZM189 147V148H191ZM217 147V146H215ZM17 148V147H16ZM92 148V149H93ZM108 148V147H107ZM109 148L113 149L116 148V146L114 147L113 145H111L109 143ZM168 148V147H167ZM172 148H175V146H173ZM248 148V149H247ZM18 149V148H17ZM101 149V148H100ZM149 149V148H148ZM194 149V147H193ZM247 149V150H246ZM119 150V149H118ZM167 150V149H166ZM173 150V149H172ZM132 151V154H131ZM179 151V150H178ZM93 152V150L91 151ZM111 152V151H110ZM115 152V151H114ZM118 153V151H116ZM19 153H23L24 155H17ZM109 153V152H108ZM116 153V154H117ZM149 156H140V155H147L149 154ZM166 153V152H165ZM169 153V151H168ZM13 154V155H12ZM171 154V153H170ZM113 155V154H112ZM138 155V156H137ZM249 155V159L247 158V156ZM89 156V155H88ZM109 156V155H108ZM116 156V155H115ZM114 156V157H115ZM7 157V158H6ZM69 157V158H68ZM119 157V156H118ZM165 157V156H164ZM67 158L66 160L63 159ZM90 158V157H89ZM120 158V157H119ZM156 158V157H155ZM14 159H16L17 161H15ZM107 159V158H106ZM115 160L117 159L114 158ZM3 160V161H2ZM77 160V159H76ZM88 160V157H87ZM120 161V159H118ZM123 162L124 160L121 159ZM89 161V160H88ZM114 161V160H112ZM224 161V162H223ZM95 162V161H94ZM109 161H105L104 163H108ZM111 162V161H110ZM109 162V163H110ZM121 162V161H120ZM123 162H121L123 164ZM262 162V163H261ZM72 163V162H71ZM75 163V162H74ZM77 163V162H76ZM87 163V162H86ZM92 163V161H91ZM108 163V164H109ZM119 163V162H118ZM118 163H116L115 165H117ZM134 163V162H133ZM136 163V162H135ZM166 163V162H165ZM13 164V163H12ZM90 164V163H89ZM107 164V165H108ZM113 164V162H112ZM158 164V163H157ZM156 164V166H157ZM162 164V163H161ZM160 164V165H161ZM264 164V163H263ZM14 165V164H13ZM12 165V167H13ZM16 165V164H15ZM79 165V166H78ZM94 165V164H93ZM98 165V162H97ZM96 165V166H97ZM111 165V164H110ZM119 165V164H118ZM117 165V166H118ZM125 165V164H124ZM151 165V164H150ZM155 165V164H154ZM165 165V164H164ZM163 165V166H164ZM175 165V164H174ZM220 165L222 166V169L224 168H230L232 167L233 169H230L229 171L224 170L222 172ZM22 166V165H20ZM95 166V165H94ZM99 166V165H98ZM114 166V164H113ZM122 166V165H121ZM121 166L119 167L121 169ZM140 166V164H139ZM162 166V167H163ZM48 167V168H46ZM88 167V166H87ZM102 167V166H101ZM112 167V166H109ZM123 167V166H122ZM165 167V166H164ZM262 168L263 170H259V168ZM24 168V169H25ZM90 168V167H89ZM104 167L101 168V170ZM107 168V166H106ZM114 168V167H113ZM109 168V170H113ZM116 168V167H115ZM118 168V169H119ZM125 168V167H124ZM155 168V167H154ZM32 169V168H31ZM93 169L94 168H90ZM108 169V168H107ZM157 169V167H156ZM161 169V168H160ZM159 169V170H160ZM192 171V173L188 170ZM26 170V169H25ZM36 170V169H34ZM89 170V169H88ZM88 170L86 171H82L79 172L80 174H82L83 176H87L89 174ZM96 170V168H95ZM108 170V171H109ZM115 170V169H114ZM30 171V170H29ZM40 171V170H39ZM44 171V170H43ZM74 171V170H73ZM104 171V170H103ZM118 171V170H117ZM122 171V170H121ZM178 171H181L182 173L179 172V176H176V173ZM188 171V172H186ZM32 172V171H30ZM42 172V171H41ZM49 172V171H48ZM60 172V171H59ZM91 172V171H90ZM98 172V171H96ZM95 172V174H97ZM125 172V171H124ZM202 173H206L207 172V176L206 175H201ZM58 173V171H57ZM74 173V172H72ZM194 173V174H193ZM215 173V174H214ZM44 174V173H43ZM71 174V172H70ZM69 174V175H70ZM75 175H77V172L75 173ZM73 174V176H75ZM31 176V177H30ZM50 176V175H49ZM63 176V174H62ZM67 175H65L66 178ZM78 177V176H77ZM187 177H192V178H187ZM54 178V177H53ZM56 178V177H55ZM59 178V177H58ZM62 178V177H61ZM64 178V180H65ZM76 178V177H74ZM181 178L183 180V182L181 183ZM67 179H70L67 178ZM261 179V178H260ZM57 180V179H56ZM55 180V181H56ZM67 181V180H66ZM260 181V180H259ZM264 181V178H263ZM54 182V183H53ZM58 182V181H57ZM62 182H64L62 180ZM71 182V181H70ZM254 182V183H253ZM68 183V182H67ZM261 183V182H260ZM60 184V183H59ZM76 184L79 186V189L81 190L82 194L86 193V188H89L90 186H88V182L87 181H78L76 182ZM102 184V183H101ZM100 183H95V185H91V187L95 186V188L98 189V192L100 193L101 188H105L103 187V185H101ZM57 185V184H55ZM107 186H109L108 184H106ZM61 186V185H60ZM113 186V185H112ZM111 186V187H112ZM263 186V185H262ZM59 187V186H58ZM63 187V185L61 186ZM66 188H70V184H65ZM63 187L62 189L66 188ZM111 187L108 189H111ZM260 187V186H259ZM114 188V187H113ZM170 188V187H169ZM72 189V188H71ZM91 189V188H90ZM173 189V188H170ZM175 189V188H174ZM261 189V188H260ZM259 189V190H260ZM57 190V189H56ZM59 190V189H58ZM68 190V189H67ZM70 190V189H69ZM118 190V189H117ZM258 190V189H257ZM258 190V196L260 198H262L260 201H264V191H259ZM64 191V190H63ZM76 191V190H75ZM90 191V190H89ZM103 191V190H102ZM101 191V192H102ZM106 191V190H105ZM110 191V190H109ZM126 191V192H127ZM183 191V192H182ZM238 191V190H237ZM67 192V191H66ZM66 192H64L66 194ZM92 192V191H91ZM95 192V191H93ZM97 192V190H96ZM108 192V191H107ZM112 193V192H111ZM128 193V192H127ZM128 193V194H129ZM79 194V193H78ZM121 194V193H120ZM162 194V193H161ZM238 194V193H237ZM54 195V194H53ZM69 195V194H68ZM77 195V194H76ZM55 196V195H54ZM71 195H69L70 197ZM83 196V195H82ZM127 196V194L125 195V197ZM129 196V195H128ZM163 196V194H162ZM162 196H158L157 199L155 200V205H154V209L153 207H148V209H152L155 210V216H150L148 217V219H150V221H156L158 223L162 224V220L167 219V217H169V215L164 216V214H162V210L166 209V200L164 199V197ZM230 198H237V196L234 193H230ZM52 197V193L48 196H46V198L44 199V202L47 203L48 201H50L51 199H57V197L55 198H51ZM66 197V196H65ZM86 197V195H85ZM84 198V197H83ZM89 198V197H88ZM92 198V197H90ZM127 198V197H126ZM68 199V198H67ZM87 199V198H86ZM113 199V198H111ZM73 200V199H72ZM93 200V199H92ZM197 200V199H196ZM96 201V200H95ZM94 201V202H95ZM117 201V199H116ZM137 201V199H136ZM179 201V198H178ZM18 201H16L17 203ZM72 203L71 202V198L70 200H68L66 203ZM113 202L114 199H113ZM133 202V201H132ZM20 204V201L18 202ZM83 203V202H82ZM118 203V201H117ZM135 203V202H133ZM171 203V202H170ZM55 204V203H54ZM73 205V209L71 210L72 213V217L75 219L74 223H77L76 226L78 225H82L85 223L84 220H81V215H80V208L77 206V204L73 201L72 203ZM94 204V203H93ZM143 204V203H142ZM173 204V203H172ZM222 205H224L221 202ZM84 205V204H83ZM117 205V204H116ZM148 205V204H147ZM171 205V204H169ZM71 206V208H72ZM87 206V205H85ZM95 206V204H94ZM97 206V205H96ZM95 206V207H96ZM127 206L129 208H134L135 206L138 205H133L131 204V202H127ZM151 206V205H150ZM153 206V205H152ZM163 206H165L163 208ZM83 207V206H82ZM116 207V206H115ZM85 208V207H84ZM117 208V207H116ZM113 208V209H116ZM48 209V208H47ZM87 210V209H86ZM63 211V210H62ZM94 211V214L96 216H100L104 213H100L97 212V207ZM134 211V210H133ZM69 212V211H68ZM149 212V211H148ZM116 215L118 216V218L121 220V218L123 219V211H119ZM232 216L234 215L233 210H232ZM243 213V212H242ZM245 213V212H244ZM236 214V213H235ZM247 214V213H246ZM68 215V214H67ZM83 215V213H82ZM85 215V214H84ZM120 215V216H119ZM183 216H185L184 213H179V218H181ZM224 215H226V219L232 221L229 216V213H225ZM231 216V217H232ZM247 216V215H246ZM106 217V216H105ZM115 217V216H114ZM121 217V218H120ZM130 217V216H128ZM136 217V216H135ZM108 218V217H107ZM111 218V216H110ZM132 218V217H131ZM134 218V217H133ZM132 218V219H133ZM80 219V221H79ZM117 219V217H116ZM128 219V218H127ZM126 219V221H127ZM147 219V220H148ZM175 219V218H174ZM72 220V219H71ZM172 220V219H171ZM69 221V220H68ZM179 222V220H174ZM87 222V221H86ZM130 222V221H129ZM90 223V222H89ZM103 223V222H102ZM113 222H110L109 220H107V224L111 227V229L113 231H115L116 229L113 227L112 225ZM123 222H121L122 224ZM125 223V222H124ZM175 223V222H174ZM233 223V222H231ZM94 224V223H93ZM74 225V224H73ZM123 226H125L124 224H122ZM121 225V226H122ZM92 226V225H91ZM94 226H97L94 225ZM130 226V225H129ZM198 226H201V224H198ZM243 226L245 227V229L247 228H253V224L250 222V220H248V217H244L243 220ZM99 227V226H98ZM94 228V227H93ZM172 228V227H171ZM170 228V229H171ZM96 229V228H95ZM99 229V228H97ZM128 229V228H127ZM130 231L131 228L129 227ZM211 229V228H210ZM94 230V229H93ZM110 230V229H109ZM160 230V227H159ZM98 233L101 232L102 230H97ZM133 231V230H132ZM108 232V231H107ZM94 233V232H93ZM106 233V231H105ZM131 234V233H130ZM103 235V233H102ZM133 236V235H132ZM129 237V236H128ZM131 238V237H130ZM207 245V244H206ZM200 247V246H198ZM205 247V246H204ZM203 250V249H202ZM174 252V251H173ZM176 254V251H175ZM174 254V255H175ZM208 254V253H207ZM206 254V256H207ZM88 255V254H85ZM84 255V256H85ZM202 254H200L201 256ZM204 256V255H203ZM87 257V256H86ZM172 257V256H171ZM187 257L186 256L184 258V262L186 263H192V264H200L202 262V258H201V262L198 259L197 261H187ZM196 258V257H195ZM90 259V258H89ZM181 260V259H180ZM88 262V261H87ZM181 264V263H179Z\"/></svg>","mask_w":264,"mask_h":264},{"label":"snow or ice","instance_id":"3","mask_svg":"<svg viewBox=\"0 0 264 264\" xmlns=\"http://www.w3.org/2000/svg\"><path fill=\"white\" fill-rule=\"evenodd\" d=\"M134 2V0H133ZM111 10V9H109ZM58 71V70H57ZM93 75H95V73H93ZM169 119H171V116L168 117ZM89 119L91 120H95L94 116H89ZM246 131V129L244 130ZM0 132H3V129L0 128ZM255 133H251L250 136H252L254 138ZM163 139L162 136H155V141L157 144H159L161 142V140ZM21 152H28L30 151V148L28 147V145L26 144L25 141L21 140L19 144H17L16 146ZM85 239H87V237H85ZM9 243H12V241H9ZM0 251H3L2 249H0ZM81 251H84V249H81ZM6 255L9 257V264H17V261L19 260V257L16 256L14 253L8 252L6 253ZM129 259H131V257H129ZM60 264H67V262H60ZM261 264H264V261H261Z\"/></svg>","mask_w":264,"mask_h":264}]
</instances>
